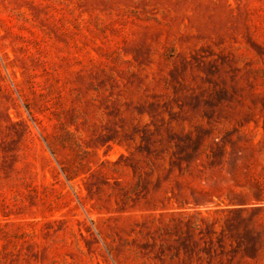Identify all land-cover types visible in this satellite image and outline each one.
I'll list each match as a JSON object with an SVG mask.
<instances>
[{
	"label": "rangeland",
	"instance_id": "374dc122",
	"mask_svg": "<svg viewBox=\"0 0 264 264\" xmlns=\"http://www.w3.org/2000/svg\"><path fill=\"white\" fill-rule=\"evenodd\" d=\"M0 264H264V0H0Z\"/></svg>",
	"mask_w": 264,
	"mask_h": 264
}]
</instances>
